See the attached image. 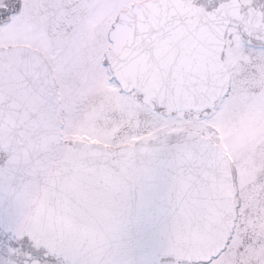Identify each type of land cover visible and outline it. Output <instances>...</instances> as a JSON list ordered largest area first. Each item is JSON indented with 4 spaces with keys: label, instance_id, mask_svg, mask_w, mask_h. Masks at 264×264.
I'll return each mask as SVG.
<instances>
[{
    "label": "snow or ice",
    "instance_id": "1",
    "mask_svg": "<svg viewBox=\"0 0 264 264\" xmlns=\"http://www.w3.org/2000/svg\"><path fill=\"white\" fill-rule=\"evenodd\" d=\"M0 264H264V0H0Z\"/></svg>",
    "mask_w": 264,
    "mask_h": 264
}]
</instances>
